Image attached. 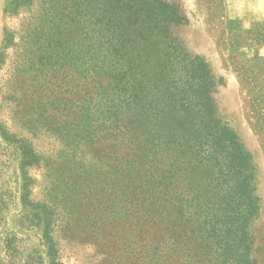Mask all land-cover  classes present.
<instances>
[{"label": "trees", "instance_id": "obj_1", "mask_svg": "<svg viewBox=\"0 0 264 264\" xmlns=\"http://www.w3.org/2000/svg\"><path fill=\"white\" fill-rule=\"evenodd\" d=\"M44 1L53 30L47 60L60 62L66 80L64 113L60 121L38 115L36 128L59 149L29 162L20 150L21 167L42 162L49 179L66 181V210L77 197L94 231L151 226L166 240L165 261L179 253L186 264H203L198 256L250 264L249 225L259 210L252 158L213 116L221 79L173 35L177 8L163 0ZM34 210L47 232L52 211Z\"/></svg>", "mask_w": 264, "mask_h": 264}, {"label": "rangeland", "instance_id": "obj_2", "mask_svg": "<svg viewBox=\"0 0 264 264\" xmlns=\"http://www.w3.org/2000/svg\"><path fill=\"white\" fill-rule=\"evenodd\" d=\"M163 1L180 16L173 35L221 79L213 116L251 155L259 210L249 225V260L264 264V0ZM45 6L0 0V264H186L179 253L165 261L170 251L159 250L166 240L151 226L118 223L94 231L81 221L86 210L77 209V197L66 210V181L49 179L42 162L21 167L20 150L29 162L35 152L59 149L41 124L36 128L38 115L60 121L64 113L66 80L60 62L47 60L53 30L43 22ZM35 208L52 211L47 232Z\"/></svg>", "mask_w": 264, "mask_h": 264}]
</instances>
